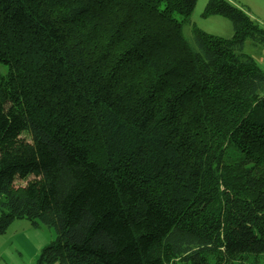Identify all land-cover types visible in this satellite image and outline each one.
I'll use <instances>...</instances> for the list:
<instances>
[{
	"label": "trees",
	"instance_id": "obj_1",
	"mask_svg": "<svg viewBox=\"0 0 264 264\" xmlns=\"http://www.w3.org/2000/svg\"><path fill=\"white\" fill-rule=\"evenodd\" d=\"M0 0V234L37 264H264V30L228 0Z\"/></svg>",
	"mask_w": 264,
	"mask_h": 264
},
{
	"label": "rangeland",
	"instance_id": "obj_2",
	"mask_svg": "<svg viewBox=\"0 0 264 264\" xmlns=\"http://www.w3.org/2000/svg\"><path fill=\"white\" fill-rule=\"evenodd\" d=\"M244 10L250 18L264 30V0H228ZM208 0H197L192 14L187 17L182 32L193 45V29L198 28L205 33L229 39L233 35V27L229 20L220 16L205 18L202 16ZM243 54L253 58L264 70V43L255 42L253 38L245 41ZM0 72H5L0 67ZM55 240L53 229L44 225L33 226L26 219L14 220L0 234V264H37L42 249Z\"/></svg>",
	"mask_w": 264,
	"mask_h": 264
}]
</instances>
